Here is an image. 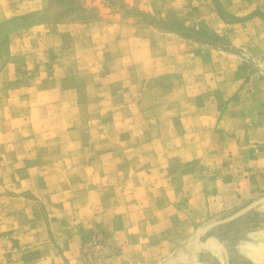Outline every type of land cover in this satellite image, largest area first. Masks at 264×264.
I'll return each mask as SVG.
<instances>
[{"label":"rangeland","instance_id":"obj_1","mask_svg":"<svg viewBox=\"0 0 264 264\" xmlns=\"http://www.w3.org/2000/svg\"><path fill=\"white\" fill-rule=\"evenodd\" d=\"M115 197L125 264H261L264 0H0V264H111Z\"/></svg>","mask_w":264,"mask_h":264},{"label":"crops","instance_id":"obj_2","mask_svg":"<svg viewBox=\"0 0 264 264\" xmlns=\"http://www.w3.org/2000/svg\"><path fill=\"white\" fill-rule=\"evenodd\" d=\"M240 172L241 171H239V173ZM239 173H237V176ZM134 174H135V172L131 171V173H127V175H125V176L130 177V176H133ZM245 174H247V173H245ZM114 175L115 176H118V175L122 176L123 173L119 172L118 175L117 174H114ZM100 176L104 177L103 173H101ZM193 177L195 178V181H196V179L197 180L199 179L200 175L195 174V175H193ZM256 177H258V176H255L254 179ZM239 178H240L239 184L235 185L232 189H231V187H229V179H227V176L221 178L219 181L221 183L222 192L224 194H228V193L229 194H232V193H236V194L252 193L254 191V188H255L253 183L256 181H250L249 182L245 175L242 176V173L239 176ZM243 178L246 180V182H247L246 184H244L245 182H242ZM176 179H179V177H176ZM179 181H180V184L173 188V189H175V193H177V194L178 193H182V194L187 193L188 194V192H191L192 194H195V193L208 194L211 192H215V189H216V185H213V188L200 187L199 185H195V186L192 185V187H190V186L183 184L182 180L179 179ZM247 184H250V187H248ZM159 185H161V184H157V185L153 184V187L149 186L148 188L149 189L151 188L153 190H157L158 188H156V187H158ZM103 188H104L103 186H99V187L96 186V187H92L91 189H92L93 193H96L99 196V193H101V192H99V190H103ZM169 188H171V187L164 185V186L160 187L159 191H160V193L166 191V194H167ZM255 191H257V190H255ZM125 193H127V191ZM228 197H224V199L228 198ZM120 202H121L120 198L115 197V199L112 200L110 207L99 208V210H98L99 215L98 216L95 215L97 220L94 221L90 225V227L95 225V227H94L95 231L97 230V226H100V228H98V229H101V228L110 229L112 231L113 237L119 241L120 250H118V253L116 254V256L113 259V262L111 264H125L126 261L137 256V253H135V252H137L136 245L139 241L149 242L148 238H146L145 241L142 240V236L139 234H142L143 231H142L140 226L135 227L134 221L128 222L126 227H130L128 229L129 234H132V232H134V234H137L135 237L133 236L135 239H132L131 241L127 240L128 241L127 243L124 241H121L123 236L127 234V232L125 230H123V227H120L121 222H122L123 226H125L124 220L126 219V217H134L135 211L133 212L130 208L126 209L123 205H121ZM97 205H99V204H97ZM211 205H212V203H210V206ZM224 208H226V207H224ZM87 209L89 210V208H87ZM164 212H166V211L160 210V208L158 209V211H155L154 217H153L154 220H156L158 222L160 217L163 215ZM158 216H159V218H157ZM154 220H152V219H151V221L149 220L148 221L149 225H147L146 223L143 222L144 227L147 228V230H148V234H151L153 232L151 224ZM156 221H154V222L156 223ZM155 232H156L155 239L158 240L159 242H154V245H158L162 241V238L160 237L162 235V233H161V231H158V230H156ZM159 234H161V235H159ZM184 234L185 233L183 232V230H181L180 232H177L176 237L178 238V236H180V235L186 236V234L185 235ZM193 236L194 235H192L191 238ZM143 246L144 247H151V245L146 246L145 243L143 244ZM149 252H151V251H149ZM149 252L145 251L144 254L149 253ZM214 254H215V256L213 255V253H208V252H201V253L199 252L198 253L197 252V254H195L192 258V260H193L192 263L193 264H220V261L218 260L220 253L215 252ZM241 258H242V256H240V255H236L234 257H231V259L233 261H236L238 259L240 260ZM260 262H261V264H264V259L263 258L260 259ZM237 264H253V263L250 261H247V259H245L243 261H240Z\"/></svg>","mask_w":264,"mask_h":264}]
</instances>
